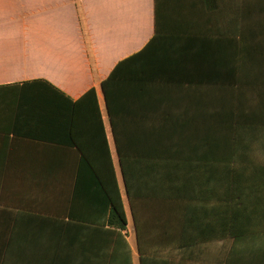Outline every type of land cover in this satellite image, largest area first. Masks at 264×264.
Wrapping results in <instances>:
<instances>
[{"label": "crops", "instance_id": "1", "mask_svg": "<svg viewBox=\"0 0 264 264\" xmlns=\"http://www.w3.org/2000/svg\"><path fill=\"white\" fill-rule=\"evenodd\" d=\"M227 242L207 264H264V0H0V264Z\"/></svg>", "mask_w": 264, "mask_h": 264}, {"label": "trees", "instance_id": "2", "mask_svg": "<svg viewBox=\"0 0 264 264\" xmlns=\"http://www.w3.org/2000/svg\"><path fill=\"white\" fill-rule=\"evenodd\" d=\"M102 89L104 91V97L105 100L108 101V93L106 91V83H102ZM59 94V92H57ZM66 102L68 103V106L70 107V118L73 120L74 115L76 114L78 107L81 106L82 102H85L86 100H89L90 102H93L94 105V111L98 112V107H97V101H96V95H95V90L91 89L89 90L82 98L81 101H71L70 99L64 97ZM81 154V161L86 162L87 165L94 170V167L92 163L96 159L99 158V156L96 153H86V152H80ZM106 155L109 158V152L106 151ZM99 160V159H98ZM97 178V177H96ZM107 201H106V208L109 211V216L107 219V223L109 226L116 227L120 230H123L126 227V217L123 209V204L121 201V198L119 195L116 193L114 196L110 194V192L106 195Z\"/></svg>", "mask_w": 264, "mask_h": 264}, {"label": "rangeland", "instance_id": "3", "mask_svg": "<svg viewBox=\"0 0 264 264\" xmlns=\"http://www.w3.org/2000/svg\"><path fill=\"white\" fill-rule=\"evenodd\" d=\"M217 191H223V185H221V184L217 185ZM220 244H222V243H220ZM220 244H216V247L213 249L204 248V249L196 250V252H200L202 254V256L204 257L205 261H204V263H201V264H207V262L209 260H210V262H215V260L220 258V254L222 256L224 255V253L228 249L230 243H228V246H227V244L226 245H220ZM192 251L195 252V250H192ZM141 264H144V261H142Z\"/></svg>", "mask_w": 264, "mask_h": 264}]
</instances>
